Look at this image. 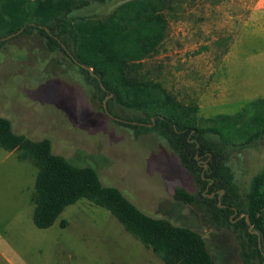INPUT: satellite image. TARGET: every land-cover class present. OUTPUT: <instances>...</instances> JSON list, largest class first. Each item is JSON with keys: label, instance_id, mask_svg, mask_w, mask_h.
<instances>
[{"label": "rangeland", "instance_id": "374dc122", "mask_svg": "<svg viewBox=\"0 0 264 264\" xmlns=\"http://www.w3.org/2000/svg\"><path fill=\"white\" fill-rule=\"evenodd\" d=\"M123 1L92 2L72 15L105 18ZM165 13V40L143 60V72L183 104H197L204 127L231 115L224 132L243 143L259 110L253 100L264 98V0H173ZM16 35L0 45V116L14 131L50 139L55 154L93 167L105 185L149 215L202 233L217 264H243L232 231L210 225L199 208L175 199L177 186L194 192L198 184L167 142L119 124L78 67L63 51H49L38 33ZM115 111L125 115L118 106ZM229 163L244 194L264 168V137L235 148ZM37 171L17 151L0 147V264L162 263L109 210L85 198L68 205L51 227H37Z\"/></svg>", "mask_w": 264, "mask_h": 264}, {"label": "trees", "instance_id": "16d2710c", "mask_svg": "<svg viewBox=\"0 0 264 264\" xmlns=\"http://www.w3.org/2000/svg\"><path fill=\"white\" fill-rule=\"evenodd\" d=\"M106 1L0 0V45L5 37L38 33L49 51H63L99 99L110 95L107 108L120 118L119 124L131 127L137 136L153 131L171 147L198 184L194 192L177 186L175 199L199 208L210 225L232 231L243 264H263L258 234L249 231L241 214H248L259 231L264 251V168L243 194L229 162L235 148L264 137V98L254 100L258 114L243 143L232 142L224 132L231 115H221L215 125L204 127L197 104H183L143 72V60L157 53L165 40V10L173 0H125L105 18L72 15L92 2ZM116 106L125 115H119ZM0 147L17 151L19 159L30 160L38 168L32 196L37 227H51L68 205L85 198L109 210L127 232L160 257L161 264H217L202 233L149 215L119 188L105 185L96 169L55 154L48 138L35 140L15 132L11 120L2 116ZM207 185L209 191L204 192Z\"/></svg>", "mask_w": 264, "mask_h": 264}, {"label": "water", "instance_id": "95a60500", "mask_svg": "<svg viewBox=\"0 0 264 264\" xmlns=\"http://www.w3.org/2000/svg\"><path fill=\"white\" fill-rule=\"evenodd\" d=\"M9 37H10V36H9ZM5 38H7V37H5ZM5 38H2V39H5ZM80 65H81L82 67H84V68H88V69L92 70V68L88 67V66L85 65V64H81V63H80ZM109 97H110V95H109V96H106L105 99H104V101H103L104 108H105V110H106L108 113H109V111H108V109H107V100H108ZM210 196H211V195H210ZM236 213H237V210H236L235 214H236ZM241 216H245V217H246V221H247V224H248L249 231H250L251 233H256V234H258L259 248H260V250L262 251V253H263V255H264V251H263V249H262V243H261V236H260L259 231L256 230V229H254V226H253V224H252V222H251V219H250V217H249L248 214L243 213V214H241ZM241 216H240V217H241ZM263 264H264V262H263Z\"/></svg>", "mask_w": 264, "mask_h": 264}, {"label": "crops", "instance_id": "0c3cea01", "mask_svg": "<svg viewBox=\"0 0 264 264\" xmlns=\"http://www.w3.org/2000/svg\"><path fill=\"white\" fill-rule=\"evenodd\" d=\"M254 101V100H253Z\"/></svg>", "mask_w": 264, "mask_h": 264}]
</instances>
